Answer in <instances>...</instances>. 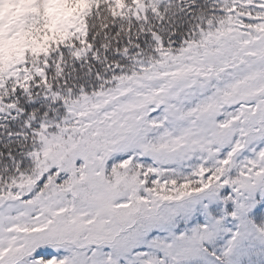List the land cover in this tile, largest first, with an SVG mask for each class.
Instances as JSON below:
<instances>
[{"label":"snow or ice","instance_id":"6c2138e0","mask_svg":"<svg viewBox=\"0 0 264 264\" xmlns=\"http://www.w3.org/2000/svg\"><path fill=\"white\" fill-rule=\"evenodd\" d=\"M0 264H264V0H0Z\"/></svg>","mask_w":264,"mask_h":264}]
</instances>
